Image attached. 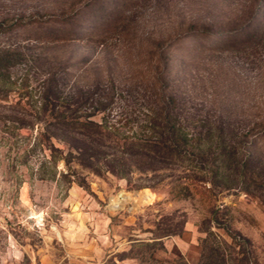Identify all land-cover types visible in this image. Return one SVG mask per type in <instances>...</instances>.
<instances>
[{"label": "rangeland", "instance_id": "rangeland-1", "mask_svg": "<svg viewBox=\"0 0 264 264\" xmlns=\"http://www.w3.org/2000/svg\"><path fill=\"white\" fill-rule=\"evenodd\" d=\"M241 1L0 0V264H264L263 175L212 187L211 152L131 146L163 94L188 135L264 158V25L215 42Z\"/></svg>", "mask_w": 264, "mask_h": 264}, {"label": "trees", "instance_id": "trees-1", "mask_svg": "<svg viewBox=\"0 0 264 264\" xmlns=\"http://www.w3.org/2000/svg\"><path fill=\"white\" fill-rule=\"evenodd\" d=\"M226 9L229 14L224 20H215L214 25L219 28H224V26H229L228 28L240 26L243 31L237 36L236 34H227L223 37H218L215 41L218 44L227 43L231 37H236L237 40L251 39L264 25V0H242L237 6H231ZM32 21L33 19H28L22 25H27ZM67 24V19L54 17L51 19V23L41 32L49 34L56 32L57 29L65 32V25ZM82 27L84 26H79L78 28ZM205 28L211 30L209 27ZM87 31L93 32L92 25L88 27ZM75 36L82 35L75 34ZM216 36L217 34H214L213 38ZM13 51L14 49L10 47H0V64L2 61L9 60ZM174 101L175 97L172 95H161L159 101H157L156 108L154 107L148 111L147 119L145 120V123L148 125L147 127L155 134V138L152 140L132 141V147L134 146V148L142 150L143 152H140L142 154H158L165 159L169 158L180 161L189 160L190 158L187 157L189 154L194 155L198 159L205 160L204 157H207L205 154L209 151L212 155L211 160L206 163L205 177H198L197 180L204 182L203 178H207L212 187L215 185L213 184V180L219 178L222 180L226 179L232 173L231 178L234 181L245 183L249 182V180L252 181L254 177L264 176V158L257 155L258 146L256 144H254V150L243 156L239 152L235 153L233 146L230 144L226 145L220 142L219 139L216 140L217 144L211 145V143L208 144V141L199 135H188L185 126L179 120L176 112L173 111ZM67 122L70 125L82 128L81 130L89 129L95 133L106 131L104 126L93 121L71 119ZM237 166H239V170L236 169ZM244 190L249 192L246 189ZM183 264L187 263L184 262Z\"/></svg>", "mask_w": 264, "mask_h": 264}, {"label": "bare ground", "instance_id": "bare-ground-1", "mask_svg": "<svg viewBox=\"0 0 264 264\" xmlns=\"http://www.w3.org/2000/svg\"><path fill=\"white\" fill-rule=\"evenodd\" d=\"M148 198H149V195L146 192V190L145 191L136 192L134 194H131V195L127 196V200H131L134 204H136L140 199H145L146 200ZM118 202L119 201L117 199L111 198L110 199V206L111 207L116 206L117 204H119Z\"/></svg>", "mask_w": 264, "mask_h": 264}]
</instances>
